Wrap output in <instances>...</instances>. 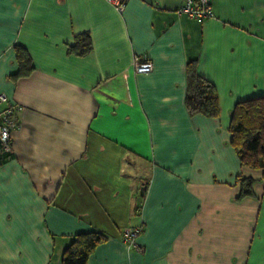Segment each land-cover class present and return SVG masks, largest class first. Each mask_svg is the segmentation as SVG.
Listing matches in <instances>:
<instances>
[{"label":"crops","instance_id":"0c3cea01","mask_svg":"<svg viewBox=\"0 0 264 264\" xmlns=\"http://www.w3.org/2000/svg\"><path fill=\"white\" fill-rule=\"evenodd\" d=\"M182 3L0 0V94L21 108L0 146V264H60L86 232L106 238L86 264H264V179L228 133L234 106L264 97V0H210L203 24ZM84 33L90 52L69 53ZM16 46L32 70L13 79ZM189 62L216 119L186 109ZM137 227L140 251L121 240Z\"/></svg>","mask_w":264,"mask_h":264},{"label":"trees","instance_id":"16d2710c","mask_svg":"<svg viewBox=\"0 0 264 264\" xmlns=\"http://www.w3.org/2000/svg\"><path fill=\"white\" fill-rule=\"evenodd\" d=\"M91 50L88 34H79L74 44L68 48L69 53L85 56ZM18 63V72L13 79L27 76L32 67L26 51L14 47ZM185 106L190 116L201 115L207 119L219 116V104L216 90L212 84L200 77L196 72L195 62L186 67ZM229 145L239 160L240 166L252 171H260L264 179V97L237 103L230 116L228 127ZM239 199L252 196L251 178H237ZM106 241L97 232L79 233L70 237L62 252L60 264H86L95 249Z\"/></svg>","mask_w":264,"mask_h":264},{"label":"built area","instance_id":"2783aa9c","mask_svg":"<svg viewBox=\"0 0 264 264\" xmlns=\"http://www.w3.org/2000/svg\"><path fill=\"white\" fill-rule=\"evenodd\" d=\"M117 13H122L129 0H104ZM178 15H185L193 19L198 24L212 18L210 0H183L182 5L176 11ZM134 74H148L152 71L151 63L146 60H134L132 62ZM21 108L9 103L8 98L0 94V146L1 149L8 152L10 150L11 133L17 128V121L14 113ZM142 232L141 227L127 228L122 232L121 240L128 248L140 251L136 246L135 239Z\"/></svg>","mask_w":264,"mask_h":264}]
</instances>
